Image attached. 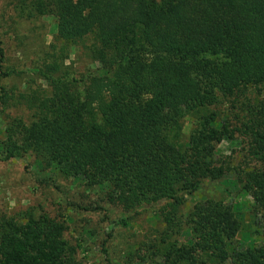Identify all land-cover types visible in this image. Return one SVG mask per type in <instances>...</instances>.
Wrapping results in <instances>:
<instances>
[{"label":"trees","instance_id":"trees-1","mask_svg":"<svg viewBox=\"0 0 264 264\" xmlns=\"http://www.w3.org/2000/svg\"><path fill=\"white\" fill-rule=\"evenodd\" d=\"M12 5L14 21L52 18L56 35L26 62L42 84H26L22 93L8 89L1 84L12 71L5 69L8 31L0 15V104L3 111L24 106L30 112L29 122L0 120L3 158L33 155L44 171L82 179L89 189L107 187L106 202L122 217L118 227L154 212L165 227L143 257L150 264H264V108L250 120L248 155L260 165L239 187L240 201L209 199L179 215L204 181L229 170L216 156L236 131L212 108L264 89V0ZM79 46L92 61L84 73L69 65L70 50ZM247 213L262 220L260 245L253 236L239 238ZM66 229L46 215L0 223V264H77L82 245H72ZM102 250L110 264L106 242Z\"/></svg>","mask_w":264,"mask_h":264},{"label":"rangeland","instance_id":"rangeland-1","mask_svg":"<svg viewBox=\"0 0 264 264\" xmlns=\"http://www.w3.org/2000/svg\"><path fill=\"white\" fill-rule=\"evenodd\" d=\"M12 3L13 0H0V15L6 25L5 31H8L3 38L7 54L5 69L12 71L1 84L8 89L17 87V91L22 93L26 91V84H42L37 75L26 69V62L35 60L55 42L56 26L52 18L21 23L14 21L16 16ZM70 54L69 65H74L77 72L84 73L92 67L83 47L71 49ZM2 108L0 104L2 121L14 118H24L25 122L30 120V112L24 106L5 111ZM260 108H264V89L261 92L250 89L242 95L221 100L212 108L231 130L236 131L234 140H225L218 146L216 156L217 164L229 170L218 180L204 181L200 189L187 198L179 215H188L196 205L209 199L229 205L240 201L243 195L241 186L250 182L252 171L260 165L257 159L248 155L250 120ZM185 127L188 139V123ZM4 139L0 125V145ZM84 184L82 179H68L52 169L44 171L33 155L5 160L0 154V223L8 220L26 223L30 217L39 219L46 215L65 224V238L72 245H82L76 257L77 264H109L102 250L105 242L110 264H150L143 257L151 253L150 246L165 224L156 220L155 213L149 211L132 220L129 227H118L115 223H120L122 217L118 208L106 202L107 187L89 189ZM246 199L253 206V200L249 196ZM78 205L90 211L80 210ZM262 227V220L247 213L243 235L239 238L243 239L247 234L253 236L256 245H260Z\"/></svg>","mask_w":264,"mask_h":264}]
</instances>
